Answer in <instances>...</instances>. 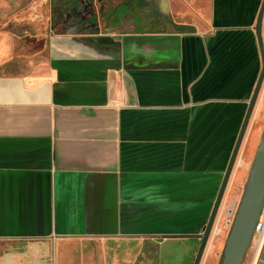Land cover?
<instances>
[{
	"label": "crops",
	"instance_id": "crops-1",
	"mask_svg": "<svg viewBox=\"0 0 264 264\" xmlns=\"http://www.w3.org/2000/svg\"><path fill=\"white\" fill-rule=\"evenodd\" d=\"M261 2L96 4L97 31L50 16L0 36V264L30 242L134 264L147 243L199 239L262 69ZM263 112L264 81L250 122ZM244 264H264V242Z\"/></svg>",
	"mask_w": 264,
	"mask_h": 264
},
{
	"label": "rangeland",
	"instance_id": "rangeland-1",
	"mask_svg": "<svg viewBox=\"0 0 264 264\" xmlns=\"http://www.w3.org/2000/svg\"><path fill=\"white\" fill-rule=\"evenodd\" d=\"M51 4L49 0H0V36H11L19 35L21 33H26L27 31L37 32L40 27L38 24L49 23L51 16ZM45 27V26H43ZM32 28V29H30ZM53 32V30H51ZM27 53V52H25ZM250 138L245 140L242 145L243 148L246 145V150L244 152V157L246 159L248 167H241L240 172L242 174L241 178L237 179L235 182H229L226 189L223 201L221 203L215 226L210 237L213 238L215 230L221 229L222 234L217 237L221 240V244H217V252L214 254L213 259L207 260L206 253H204L201 264H210L213 260L215 264H221L223 258V251L225 247V240L231 230L234 217L231 218L229 215L231 208H237L240 204L241 197L243 194L244 183L247 179L248 170L253 159L254 152L257 145L260 142L261 133L264 129V112L260 115L259 119L251 121L249 125ZM252 128V129H251ZM240 150L239 156L243 153L244 149ZM228 219L232 222L228 223ZM216 228V229H215ZM209 239V240H210ZM209 243V241H208ZM30 249L26 248L25 253L22 255L24 259V264H56L55 255L57 261L60 264H105L104 252L99 248H92L93 246L83 245L77 240L71 243L70 249L68 250V258L63 253H57V247H51L49 249L47 241L44 242H30L25 243ZM161 244V243H160ZM18 246V244H16ZM20 245V244H19ZM23 246V244H21ZM43 246V250H37ZM19 248V247H18ZM22 248V247H21ZM20 248V249H21ZM156 248V254L152 253V250ZM199 245L197 239L190 237V239L184 241H174L169 240L163 242L161 245L150 242L144 247V254L138 257V260L134 264H156L155 262H150L148 259L152 255L156 256L157 263L164 259L172 260L182 258L184 259V264H188L189 261L193 259L195 251L198 250ZM207 248V247H206ZM43 251V252H41ZM36 252V253H34ZM206 252V250H205ZM40 253V254H38ZM110 250V254H111ZM150 253V254H148ZM35 254V257L33 256ZM197 254V252H196ZM196 256V255H195ZM1 258V257H0ZM207 261V262H206ZM121 264V263H120Z\"/></svg>",
	"mask_w": 264,
	"mask_h": 264
},
{
	"label": "water",
	"instance_id": "water-1",
	"mask_svg": "<svg viewBox=\"0 0 264 264\" xmlns=\"http://www.w3.org/2000/svg\"><path fill=\"white\" fill-rule=\"evenodd\" d=\"M117 12V11H116ZM264 0H262L255 24V32L262 58V69L255 89L250 98L247 111L242 122L231 158L225 171L223 181L213 203L207 223L200 234L201 243L198 248L194 264H200L204 256L208 241L212 235L215 221L228 187L231 174L243 144L263 81H264V39H263ZM264 209V129L260 142L251 161L247 179L244 183L240 204L235 213L231 230L225 240L221 264H244L249 249L252 246L256 225ZM51 262H49L50 264Z\"/></svg>",
	"mask_w": 264,
	"mask_h": 264
},
{
	"label": "flooded vegetation",
	"instance_id": "flooded-vegetation-1",
	"mask_svg": "<svg viewBox=\"0 0 264 264\" xmlns=\"http://www.w3.org/2000/svg\"><path fill=\"white\" fill-rule=\"evenodd\" d=\"M51 4V20L50 27L53 31L58 28H66V30H75L78 32H89L98 29L97 25V9L96 4H153L154 0H49ZM97 31V30H96ZM194 237V235H190ZM197 241L200 246L201 238L198 235ZM195 251V255L196 252ZM145 253V252H144ZM156 254V248L152 250ZM150 254V253H148ZM194 255L191 263L194 264L196 256ZM156 256L152 255L148 260L156 264H184V259L178 258L170 260L164 259L160 263L156 262ZM203 259V258H202ZM202 261V260H201ZM201 264V263H200Z\"/></svg>",
	"mask_w": 264,
	"mask_h": 264
},
{
	"label": "built area",
	"instance_id": "built-area-1",
	"mask_svg": "<svg viewBox=\"0 0 264 264\" xmlns=\"http://www.w3.org/2000/svg\"><path fill=\"white\" fill-rule=\"evenodd\" d=\"M235 209L236 208L230 209L229 215L231 216V218L235 216ZM263 242H264V209L256 225L254 239H253L252 244H257L258 246H261Z\"/></svg>",
	"mask_w": 264,
	"mask_h": 264
}]
</instances>
